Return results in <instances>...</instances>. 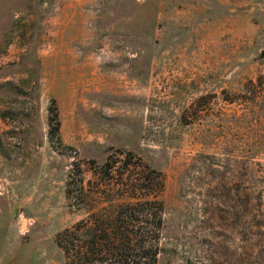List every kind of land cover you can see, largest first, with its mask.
Returning <instances> with one entry per match:
<instances>
[{"label": "rangeland", "instance_id": "obj_1", "mask_svg": "<svg viewBox=\"0 0 264 264\" xmlns=\"http://www.w3.org/2000/svg\"><path fill=\"white\" fill-rule=\"evenodd\" d=\"M263 52L264 0H0V264H65L127 154L157 264H264Z\"/></svg>", "mask_w": 264, "mask_h": 264}, {"label": "trees", "instance_id": "obj_2", "mask_svg": "<svg viewBox=\"0 0 264 264\" xmlns=\"http://www.w3.org/2000/svg\"><path fill=\"white\" fill-rule=\"evenodd\" d=\"M131 160L127 154L124 172L119 173L121 184L97 193L102 205L90 208L86 219L56 235L54 242L65 264L158 263L164 228V206L159 199L163 178L150 167L133 173ZM105 166L111 168L108 161Z\"/></svg>", "mask_w": 264, "mask_h": 264}, {"label": "water", "instance_id": "obj_3", "mask_svg": "<svg viewBox=\"0 0 264 264\" xmlns=\"http://www.w3.org/2000/svg\"><path fill=\"white\" fill-rule=\"evenodd\" d=\"M262 56H264V52L262 53Z\"/></svg>", "mask_w": 264, "mask_h": 264}]
</instances>
